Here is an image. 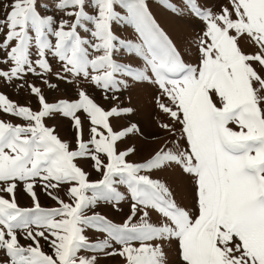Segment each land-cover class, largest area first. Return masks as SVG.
Wrapping results in <instances>:
<instances>
[{"label":"snow or ice","instance_id":"obj_1","mask_svg":"<svg viewBox=\"0 0 264 264\" xmlns=\"http://www.w3.org/2000/svg\"><path fill=\"white\" fill-rule=\"evenodd\" d=\"M157 3L202 30L173 40L148 0L0 6V87L27 90L39 105L0 93V113L24 122L0 119V264H264V0ZM36 81L71 87L75 98L50 103ZM136 85L153 92L158 134L132 120L131 98L120 102ZM57 117L70 121L75 148L45 123ZM135 137L163 143L134 161ZM78 160L101 178L90 181ZM65 185L71 202L59 196ZM37 186L59 206L41 207ZM18 191L32 207L18 205ZM101 207L123 213V223Z\"/></svg>","mask_w":264,"mask_h":264},{"label":"rangeland","instance_id":"obj_2","mask_svg":"<svg viewBox=\"0 0 264 264\" xmlns=\"http://www.w3.org/2000/svg\"><path fill=\"white\" fill-rule=\"evenodd\" d=\"M6 2V0H0V6ZM175 2V0H173ZM150 10L156 19V21L160 24V26L173 38V40H187L188 38L194 36L198 32H200L203 28V25L195 20L190 18H177L176 16L172 15L169 11L165 8L160 6L157 3V0H148ZM49 4L51 5V0H49ZM117 10H120L119 8ZM2 11H0V15H2ZM114 31L117 35L121 37H129L132 35V29L126 25L117 26L114 24ZM251 51V49H247ZM117 59H119L117 57ZM186 60H190V62L195 63V57H185ZM31 80V77H29ZM37 86L42 87L44 91V95L48 102L52 103L57 101L60 98H67V99H74L75 92L71 87L62 85L61 87L55 90H49L42 85L40 81H36ZM89 94L93 96L98 104H101L105 108L109 107V103L104 101L101 97V93L99 90L96 89H89ZM0 93L5 94L9 100L15 102L18 105H26L30 106L33 110H37L39 108L37 98L34 95L28 94L27 90L17 91L15 89L9 87H0ZM153 92L141 85H136L129 88L120 96V102L124 105L129 104V98H131V106H134L137 111L135 115L132 117L133 121L139 123L141 129L144 131L145 135L151 136L152 134H158L159 130L156 128V123L154 120V108L151 103V96ZM0 119H3L8 122H12L13 124H21L24 123L22 120L13 118L11 116H7L3 113H0ZM163 119V117H161ZM45 123L55 128L56 134L62 141H72V148H75V142L73 140V129L71 127V123L66 118L57 117L56 119H47ZM121 124H124L125 121L121 120ZM86 140L88 139L87 135V123H85V137ZM129 143L135 144L137 148V154L134 156L129 157V159L134 161H141L146 159L156 148L163 143V141L152 142L151 140L145 141L140 137L132 138ZM123 147V145H121ZM78 165L83 167V169L89 173V180L96 181L100 179V174L96 173L91 168V161L87 163L83 161H77ZM162 179L166 180L168 183L172 184L173 186L180 185L181 188L184 187L183 181L180 180L179 176L176 173L172 172H163L159 174ZM68 186L65 185L64 189H61L59 192V196L65 202H71L69 197L65 194V189ZM121 191H124L123 188H120ZM36 191L39 196L41 207L44 208H52L58 207L59 205L50 199L49 197L45 196L39 186H37ZM17 202L20 207H32V200L29 196L24 194L22 191H18L17 193ZM125 212H127V205L124 206ZM98 211H102L103 214L107 215L109 219H112L116 223H123L124 214L123 213H115L113 211H109L107 208H98ZM85 235L89 237L90 240H95L97 236L93 234L91 231H86ZM21 244L27 245L31 243L30 241H26L21 239ZM40 244L42 250L47 253L51 254V249L48 244L41 239ZM81 255H89L88 252H81ZM100 264H123L122 260L119 257L109 258L102 260Z\"/></svg>","mask_w":264,"mask_h":264}]
</instances>
